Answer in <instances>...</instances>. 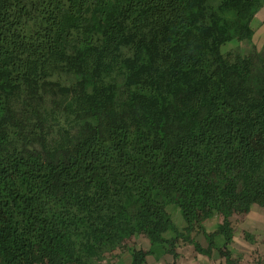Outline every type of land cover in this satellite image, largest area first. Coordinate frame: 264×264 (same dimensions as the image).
<instances>
[{"label":"trees","instance_id":"obj_1","mask_svg":"<svg viewBox=\"0 0 264 264\" xmlns=\"http://www.w3.org/2000/svg\"><path fill=\"white\" fill-rule=\"evenodd\" d=\"M263 7L0 0V264H145L179 238L236 264L234 218L264 209V44L222 48Z\"/></svg>","mask_w":264,"mask_h":264},{"label":"rangeland","instance_id":"obj_2","mask_svg":"<svg viewBox=\"0 0 264 264\" xmlns=\"http://www.w3.org/2000/svg\"><path fill=\"white\" fill-rule=\"evenodd\" d=\"M241 42L242 41L234 39L224 45L222 51L227 53L235 48L242 49V47H240ZM247 42H249V40ZM244 49L245 47L243 46V50ZM65 81L69 82L70 78H65ZM62 98L63 97H60V101H58L62 102ZM167 210L170 213L174 224L182 229L184 227V219L179 208L175 205H169ZM220 222L221 217L214 216L205 222V228L208 231H212ZM233 226L235 230L233 248L236 251L234 258L237 260V264H264V210L259 206H254L250 213L244 216H236L234 218ZM166 235L169 238L172 237V233H167ZM201 237L198 236L197 239L200 241ZM141 242L142 238L138 241L139 246H141ZM176 248L179 251L177 260L179 259L183 263L192 260H194V262L208 260L211 261L212 264H222L224 262L223 259L217 256L213 257V259H208L203 255H196V252L192 247L185 244L183 239H180ZM128 258V252H122L120 249H116L111 252L108 251L99 257L90 258L88 264H129Z\"/></svg>","mask_w":264,"mask_h":264},{"label":"crops","instance_id":"obj_3","mask_svg":"<svg viewBox=\"0 0 264 264\" xmlns=\"http://www.w3.org/2000/svg\"><path fill=\"white\" fill-rule=\"evenodd\" d=\"M251 26L254 30V36L252 38V40L249 42H247L248 40H243L241 42V45L240 47H242V49L240 50L242 54L246 55V54H249L254 48L257 49V50H261L263 44H264V7L262 9H260L255 17L253 18L252 20V23H251ZM248 43V44H247ZM256 45V47H255ZM243 46L245 47V49L243 50ZM254 207V206H253ZM252 207V208H253ZM168 208V207H167ZM263 209V208H262ZM252 210V209H251ZM264 210V209H263ZM250 213V212H249ZM213 218V217H212ZM184 219V218H183ZM209 220V219H208ZM207 220V221H208ZM206 221V222H207ZM221 222H222V219H221ZM220 222V223H221ZM184 227L182 229H180L183 233H185L183 231V229L185 228L186 226V223L184 221ZM205 226V224H204ZM217 228V227H216ZM215 228V229H216ZM206 229V228H205ZM214 229V230H215ZM208 231V230H207ZM213 231V230H212ZM209 232V231H208ZM167 234V233H166ZM165 234V237H167V235ZM198 236H202L201 237V240L199 241L197 239ZM142 238V242H141V247L144 249V250H150L151 249V244H150V241L149 239H147L146 237H141ZM169 238V237H167ZM180 239L182 238H179L178 242L180 241ZM198 242L203 248H207L208 244L206 242V239L204 238L203 234H198L196 232L194 233H191V240H193ZM217 243L220 245L223 243V238L221 236H218L217 237ZM233 241H234V237H233ZM233 241L232 243L229 245V248L231 250V253H232V257L234 258V254H236V251L235 249L233 248ZM177 242V243H178ZM177 243H176V246H177ZM185 244H187L188 246H191L192 249L196 252V255H203L205 257H207L208 259H213V257L217 256L221 259L224 260V262L222 264H226L225 262V259L223 257H221V255L216 251V250H212L211 251V255L210 256H206L204 254H201L199 253L198 251L195 250L194 246L192 243H190L189 241H185ZM175 252L176 254L179 256V251L177 250V248L175 249ZM178 256L174 257L170 252H169V249L165 246V247H162V246H156L153 248V250L151 251V253L148 254L147 256V259H146V263L145 264H212L211 261H202V262H194V260L192 261H187L185 263H183L182 261H180L179 259L177 260ZM235 259V258H234ZM128 262L129 264H131V256L129 254V258H128ZM236 261V264H237V260L235 259Z\"/></svg>","mask_w":264,"mask_h":264}]
</instances>
